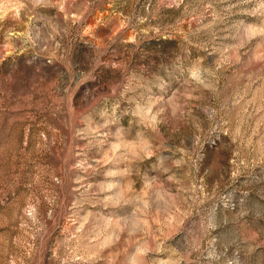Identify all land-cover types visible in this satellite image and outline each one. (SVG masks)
Returning <instances> with one entry per match:
<instances>
[{"label":"rangeland","instance_id":"1","mask_svg":"<svg viewBox=\"0 0 264 264\" xmlns=\"http://www.w3.org/2000/svg\"><path fill=\"white\" fill-rule=\"evenodd\" d=\"M0 264H264V0H0Z\"/></svg>","mask_w":264,"mask_h":264}]
</instances>
